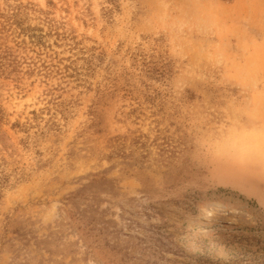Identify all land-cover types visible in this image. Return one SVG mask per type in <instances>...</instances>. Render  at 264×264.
<instances>
[{"label":"rangeland","instance_id":"374dc122","mask_svg":"<svg viewBox=\"0 0 264 264\" xmlns=\"http://www.w3.org/2000/svg\"><path fill=\"white\" fill-rule=\"evenodd\" d=\"M11 7L0 264H264V0Z\"/></svg>","mask_w":264,"mask_h":264},{"label":"trees","instance_id":"16d2710c","mask_svg":"<svg viewBox=\"0 0 264 264\" xmlns=\"http://www.w3.org/2000/svg\"><path fill=\"white\" fill-rule=\"evenodd\" d=\"M11 11L12 13H9L8 15L5 14H1L0 13V18H7V23L8 25H4L0 23V33L1 31H4L7 27H11L13 25H18L19 24V16L21 15V10L19 8L13 9L11 7ZM13 22V23H11ZM22 31H25L23 28H19ZM137 52V51H136ZM134 52L132 54L133 58L135 61H140L139 58L142 59V61L140 62L144 67H147L149 69V71H153V69L149 66L151 63L148 61V56L145 55V53L142 51V49H139L138 53ZM136 53V54H135ZM152 57V56H151Z\"/></svg>","mask_w":264,"mask_h":264},{"label":"bare ground","instance_id":"6f19581e","mask_svg":"<svg viewBox=\"0 0 264 264\" xmlns=\"http://www.w3.org/2000/svg\"><path fill=\"white\" fill-rule=\"evenodd\" d=\"M215 209L216 210H218V209H224V207L221 204L220 205H214V206L208 207L206 209L205 213L208 216L209 221L213 220V218H212L213 216H218V215H221V213H223L222 212L223 210H220V211L218 210L219 213L214 215V213H216V210ZM230 214H231L230 215V219H234L235 217H237V216L240 215L239 214V211H237V210H232Z\"/></svg>","mask_w":264,"mask_h":264}]
</instances>
